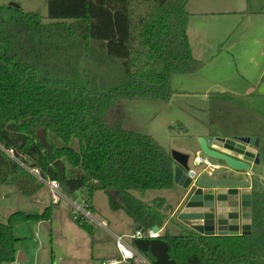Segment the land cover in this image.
<instances>
[{
	"label": "trees",
	"instance_id": "16d2710c",
	"mask_svg": "<svg viewBox=\"0 0 264 264\" xmlns=\"http://www.w3.org/2000/svg\"><path fill=\"white\" fill-rule=\"evenodd\" d=\"M187 1L48 0L49 22L39 11L0 4V184L32 196L45 186L30 171L36 168L68 195L107 192L111 207L125 209L144 231L162 227L166 200H144L135 191L174 187L176 162L155 137L123 125L118 102H169L178 92L174 75L203 67L192 52ZM207 127L211 136L264 140V117L232 92L210 93ZM251 216L248 234L204 235L184 227L178 234L132 237V245L151 264H264V180L257 178ZM49 217L47 207L0 221V264L16 259L14 222Z\"/></svg>",
	"mask_w": 264,
	"mask_h": 264
},
{
	"label": "rangeland",
	"instance_id": "374dc122",
	"mask_svg": "<svg viewBox=\"0 0 264 264\" xmlns=\"http://www.w3.org/2000/svg\"><path fill=\"white\" fill-rule=\"evenodd\" d=\"M11 2L18 3L24 11H39L43 21H50L48 0H0V4ZM186 9L191 13L188 34L192 52L204 63L203 67L192 74L174 75L172 86L180 93L176 92L169 102L121 100L118 109L124 112L126 128L150 134L168 149L182 150L189 154V161L193 163L199 143L196 134L207 126L208 92L243 94L251 107L264 114V0H188ZM193 90L201 92L193 93ZM180 123L187 126L188 132L179 131ZM170 126L175 128L170 129ZM71 145L78 148V140L73 139ZM253 167L252 178L264 180V156ZM171 193L175 194L170 188L135 191L144 200ZM65 195L66 198L56 203L46 184L32 196L24 195L14 185L0 184L2 222H7L17 211L41 214L50 207L49 218L13 223L14 234L19 240L16 259L11 264H105L112 260H118L114 264H126L121 259L116 236L122 235L126 245L133 247L132 234L137 228L125 209H113L108 193L103 190L95 191L91 197L87 190ZM85 199L87 205H93L91 211L96 218L106 219L108 229L88 217L81 222L75 221V204H82ZM180 231L174 218L163 233L178 234ZM138 255L130 261L149 264L145 256H140L141 260Z\"/></svg>",
	"mask_w": 264,
	"mask_h": 264
},
{
	"label": "water",
	"instance_id": "95a60500",
	"mask_svg": "<svg viewBox=\"0 0 264 264\" xmlns=\"http://www.w3.org/2000/svg\"><path fill=\"white\" fill-rule=\"evenodd\" d=\"M11 3L20 7L16 2ZM38 135L44 141L41 130ZM256 140L255 136H200V152L222 162L206 168L196 161L191 163L189 154L171 150L176 162L174 183L184 189V195L178 197L179 221L204 235L240 234V208L251 203L245 196L252 182L238 174L250 171L252 163L261 162L264 155L258 150ZM115 200L126 206L119 196ZM152 230L158 232L159 226L154 225Z\"/></svg>",
	"mask_w": 264,
	"mask_h": 264
},
{
	"label": "built area",
	"instance_id": "2783aa9c",
	"mask_svg": "<svg viewBox=\"0 0 264 264\" xmlns=\"http://www.w3.org/2000/svg\"><path fill=\"white\" fill-rule=\"evenodd\" d=\"M7 153L11 157H13V158H15L17 160H20V157L16 156V154H15V152H14V150L12 148L8 149ZM195 161L200 163V164H203L204 168L217 166V163L214 162V160L211 157H209L208 155H205L203 153L196 155ZM19 162L21 164L25 165V163L22 160H20ZM30 171L32 173H34L35 175H37L40 179L44 180L45 184L49 187V189L51 191L52 199H53L54 202L57 203L62 198H66L65 193L62 191L61 184H60V182L57 179H48V180L43 179V177L39 173V170L36 169V168H30ZM87 204H88L87 199H85V201L82 204H75L76 205V211L74 213L75 217L79 216V215H83V216L88 217L92 221L97 222L101 226H103V227L108 229L109 223L105 219L99 220L98 218H96L92 214V211H91L92 209L90 208V205H87ZM85 208H88L89 210H85ZM145 234H147L149 236H158L160 234V232L159 231L158 232H154L152 230V228H150L147 231H144L143 229L138 227L135 230V232L132 234V237L142 236V235H145ZM116 244H117V246H118V248H119V250L121 252V259L122 260H124L126 262H129L130 260L135 258L136 254H137L135 248L126 245L122 235H117L116 236ZM117 262H118V260H112L111 262L105 263V264H114V263H117Z\"/></svg>",
	"mask_w": 264,
	"mask_h": 264
},
{
	"label": "crops",
	"instance_id": "0c3cea01",
	"mask_svg": "<svg viewBox=\"0 0 264 264\" xmlns=\"http://www.w3.org/2000/svg\"><path fill=\"white\" fill-rule=\"evenodd\" d=\"M191 14V13H190ZM249 80V79H248ZM185 92H186V90H184ZM193 93H200L201 91H198V90H193L192 91ZM211 92H214V91H211ZM211 92H208L209 93V96H210V93ZM223 92H226V91H223ZM178 93H180V91L178 90ZM232 93H234V92H232ZM234 94H237V95H239V96H241L244 100H245V98H244V96H243V94H238V93H234ZM261 94H263L262 92H261ZM257 95H259V94H257ZM264 95V94H263ZM249 96H253V94H250ZM260 96V95H259ZM254 97V96H253ZM253 108V107H252ZM203 110H206V109H203ZM261 116H263L264 117V114L261 112V111H258L257 109H255ZM208 115V114H207ZM208 119V118H207ZM206 119V120H207ZM206 124H207V122H206ZM200 136H211L210 134H209V132H208V127L206 126V128H205V130H203V131H201L200 133H197L196 134V139H197V141H198V137H200ZM256 138H257V140L256 141H258V146H259V148H258V150L260 149V144H261V142H263V139L262 138H260V137H258V136H255ZM257 146V145H256ZM180 151H182V150H180ZM183 152V151H182ZM196 152H197V155L198 154H202L201 152H200V146H199V143H198V147H197V149H196ZM219 162V161H218ZM222 163V162H221ZM252 165V167L254 166L255 167V164H251ZM253 167V168H254ZM241 178H245V179H247V180H250L251 182H252V184H251V186L250 187H248L247 189H246V191H247V195L245 196L246 197V201H251V191H252V187H253V178H252V176L251 175H253V170H250V171H240L239 172V174H238ZM170 189H172L174 192H175V194H170V195H167V196H162L165 200H166V203L168 204V207H167V210L168 211H166V214H167V218H166V220H165V222L163 223V225H162V227H159V232H160V234H162L163 233V231L169 226V224L172 222V220L174 219V218H176L177 219V215H178V212H179V205H178V202H179V196H181V195H184V189L182 188V187H180L179 185H177V184H175L174 185V187H172V188H170ZM100 220V219H99ZM106 220V219H105ZM251 220H252V216H251V203L250 204H246V205H244V206H241V208H240V223H239V232L242 234H248V233H250L251 232V230H250V228L249 227H251ZM177 225L181 228V231H180V233L183 231V228L186 226V227H188V228H190L188 225H186V224H184V223H182L181 221H179L178 219H177ZM185 225V226H184ZM138 227H140L139 225H137L136 224V228H138ZM141 228V227H140ZM136 230V229H135ZM217 234H220V233H218L217 232ZM136 250V249H135ZM137 251V250H136ZM137 254H139L137 257H138V259H141L140 258V256L143 258V256H142V254L140 253V252H138L137 251ZM141 260H143V259H141ZM145 260H147L146 259V257H145ZM131 261H129V262H126V264H129ZM144 262V261H143ZM148 263L149 264H151V262L148 260Z\"/></svg>",
	"mask_w": 264,
	"mask_h": 264
}]
</instances>
